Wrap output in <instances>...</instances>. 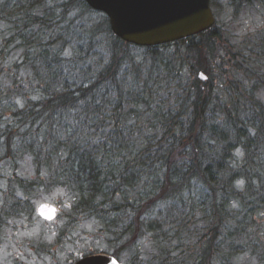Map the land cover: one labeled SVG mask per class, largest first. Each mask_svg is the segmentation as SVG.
I'll list each match as a JSON object with an SVG mask.
<instances>
[{
    "label": "trees",
    "instance_id": "16d2710c",
    "mask_svg": "<svg viewBox=\"0 0 264 264\" xmlns=\"http://www.w3.org/2000/svg\"><path fill=\"white\" fill-rule=\"evenodd\" d=\"M44 3L0 0V19L17 16L10 22L14 37L30 48L24 60L42 90L39 102L9 110L21 133L25 127L21 146L46 173L41 186L75 193L73 214L96 217L115 239L132 241L144 229L174 238L175 254L163 252L143 264H232L250 250L249 216L264 206V103L256 95L264 92V75L250 73L263 61L264 31L234 45L214 25L170 45L142 48L152 65L144 75L145 63L128 53L136 46L116 38L104 16L85 32L89 42L104 36L106 55L89 57V44L75 59L63 57L54 47L75 32L71 17L91 9L83 0H62L44 8V17L32 13ZM166 73L176 85L167 86ZM7 132L4 151L11 158ZM237 150L243 156L238 164ZM23 182L26 192L37 184ZM198 187L205 189L204 226L190 230L185 211L195 201L186 198ZM231 201L239 210H229ZM159 202H167V210L146 217Z\"/></svg>",
    "mask_w": 264,
    "mask_h": 264
},
{
    "label": "rangeland",
    "instance_id": "374dc122",
    "mask_svg": "<svg viewBox=\"0 0 264 264\" xmlns=\"http://www.w3.org/2000/svg\"><path fill=\"white\" fill-rule=\"evenodd\" d=\"M60 1L62 0H45L43 5L36 6L38 9L32 8L31 11L37 16L44 17V8H50ZM210 3L215 25L225 32L232 44L240 45L244 41H250L264 31V0H211ZM25 6L28 7L27 3ZM14 7L15 4L12 9ZM3 9L5 12L11 9V3L5 5ZM23 14L24 11L22 16ZM103 16L102 13L92 10L89 12L81 9L75 12L71 17L76 18L75 32H72L66 43L56 45L54 50L60 52L63 57L72 59L90 44L94 49H90L89 57L97 56L99 60L103 58L106 55L104 36L96 34L89 42L90 36L85 32L90 26L97 25ZM16 18L14 15L10 22L13 19L16 21ZM10 22L0 19V90H2L0 148L3 149L0 152V264H73L80 258L98 254L110 255L119 264H143L163 252L175 254L176 241L170 234L167 238L163 236L157 238L154 233L144 229L132 241L127 237L115 239L103 229V225L96 217L73 214L75 193L64 187L41 186L39 182L45 180L46 173L42 169H37L33 158L28 155V150L21 146L25 127L23 126L21 133L19 120L9 115V110L15 112L39 102L42 99V90L33 68L28 67L24 60L27 55L26 49L30 48L27 46L25 48L24 41L14 37L13 25ZM31 29L36 33V28ZM31 52L32 49L28 53ZM128 53L136 64L145 63L141 68L144 75L148 66V70L151 71L152 65H146L147 61L145 62L148 59L146 51L134 47ZM77 58L80 60V57ZM37 70L42 73L40 67ZM250 73L264 75V57L263 61L250 68ZM166 75L171 82L167 86L176 85L174 76L167 73ZM184 75L187 82L189 71L184 70ZM129 78V76L126 78V82L130 81ZM256 95L264 103V92L260 91ZM7 131L13 134H11L13 150L9 153L13 156L11 158L7 151H4ZM235 156L236 164L241 163L242 153L237 150ZM23 181H33L37 184L26 192L19 185V182L24 183ZM236 185L238 189H242L243 182L239 181ZM202 191L205 192V189L194 188L186 198L195 201V207L185 211L186 219L190 217V230L201 229L204 226L200 209ZM41 204L56 207L57 214L53 220L45 221L40 218L36 210ZM168 207L167 202H159L147 211L146 217L156 219ZM238 207L235 201H231L229 210L236 211L239 210ZM248 222L250 240L257 242V245L252 241L250 250L234 256L231 259L232 264H263L264 206L253 211ZM134 256L137 258L136 261L133 260Z\"/></svg>",
    "mask_w": 264,
    "mask_h": 264
},
{
    "label": "water",
    "instance_id": "95a60500",
    "mask_svg": "<svg viewBox=\"0 0 264 264\" xmlns=\"http://www.w3.org/2000/svg\"><path fill=\"white\" fill-rule=\"evenodd\" d=\"M109 21L112 34L126 44L140 48L170 45L210 30L215 25L211 0H83ZM238 1V0H230ZM198 79L206 76L198 73ZM37 214L51 221L53 205L41 204ZM73 264H119L106 254L87 256Z\"/></svg>",
    "mask_w": 264,
    "mask_h": 264
},
{
    "label": "flooded vegetation",
    "instance_id": "af4514ba",
    "mask_svg": "<svg viewBox=\"0 0 264 264\" xmlns=\"http://www.w3.org/2000/svg\"><path fill=\"white\" fill-rule=\"evenodd\" d=\"M241 1H243V0H241Z\"/></svg>",
    "mask_w": 264,
    "mask_h": 264
}]
</instances>
